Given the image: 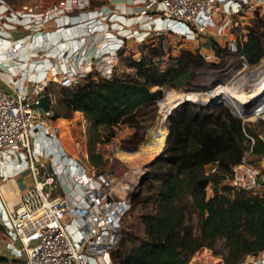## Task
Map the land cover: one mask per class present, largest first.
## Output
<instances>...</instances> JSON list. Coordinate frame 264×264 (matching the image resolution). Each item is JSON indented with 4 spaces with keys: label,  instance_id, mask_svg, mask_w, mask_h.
<instances>
[{
    "label": "built area",
    "instance_id": "2783aa9c",
    "mask_svg": "<svg viewBox=\"0 0 264 264\" xmlns=\"http://www.w3.org/2000/svg\"><path fill=\"white\" fill-rule=\"evenodd\" d=\"M257 1L118 0L116 13L89 0H59L42 11L14 10L0 0V72L7 75L0 86V182L23 170L32 179L12 209L0 195L4 251L21 264H114L111 251L130 207L128 184L115 187L107 173L72 155L51 109L31 107L44 96L50 108L49 84L70 87L89 74L108 78L128 42H147L159 32L191 40L208 28L220 33L228 24H214L216 11L236 14ZM245 154L230 165L225 182L254 191L264 187V168ZM207 260L223 264L204 246L188 261ZM237 264H264V248Z\"/></svg>",
    "mask_w": 264,
    "mask_h": 264
},
{
    "label": "trees",
    "instance_id": "16d2710c",
    "mask_svg": "<svg viewBox=\"0 0 264 264\" xmlns=\"http://www.w3.org/2000/svg\"><path fill=\"white\" fill-rule=\"evenodd\" d=\"M263 35L257 27H248L233 54L249 65L256 63L264 54ZM123 50L116 59L129 72L116 74L113 67L108 78L89 74L73 86H60L59 97L50 106L53 119H69L77 111L94 129L131 123L137 110L163 96V88L187 90L201 61L199 54L188 49L166 55L161 42L152 40L138 44L136 58L133 53L124 55ZM257 68H264V61ZM45 93L50 95L48 88ZM192 102L178 104L166 118L163 145L146 164L149 179L158 180L155 211L146 219V237L122 239L120 247L111 251L114 264H188L198 247L211 248L219 236L226 244L224 264H237L244 255L264 248V194L243 189L231 197L223 193L230 189L225 182L230 165L249 147L250 153L263 155L264 141L222 103ZM87 153L89 161L95 162L89 149ZM208 163L215 168L205 173ZM208 184L212 194L204 199ZM139 196L130 195V205ZM197 209L206 216L194 234L185 214Z\"/></svg>",
    "mask_w": 264,
    "mask_h": 264
},
{
    "label": "rangeland",
    "instance_id": "374dc122",
    "mask_svg": "<svg viewBox=\"0 0 264 264\" xmlns=\"http://www.w3.org/2000/svg\"><path fill=\"white\" fill-rule=\"evenodd\" d=\"M4 1L14 10L26 7L33 11H42L59 0ZM89 3L91 7L104 6L105 11L109 9L118 13V0H89ZM226 9L227 7H224V11H216L213 15L214 24L222 22L228 24L220 33H217L215 28H208L197 39L191 40L189 37L180 38L176 35L159 32L151 39L155 43L161 42L166 55L174 56L180 49H188L201 56V61L194 68L193 78L187 90L163 88V96L152 105L137 110L133 122H120L110 129L101 127L94 129L88 125L82 115L74 112L68 121L63 118L57 121L61 132H63L64 144L72 155L87 164L89 163L96 171H104L119 185L128 184L131 189L128 196L134 193L140 195L139 201L132 203L122 218L119 242L115 249L120 247L121 240L124 238V242H127L131 239L146 237V219L147 215L155 211L154 200L158 188V180L149 179L146 164L163 145L166 132L163 107L167 100L175 99V103L181 96H185L183 99L189 98L190 101H194L192 103L207 105L222 103L264 141V78L252 80L255 75H264V68H257L264 61V54L256 63L249 65L240 56L233 54L232 48V43L245 39L248 27L255 26L264 34L262 25L264 24V0L251 3L236 14H228ZM262 41L264 47V35ZM214 44L216 45L214 46ZM123 52L124 55L133 53V57H138V44L128 42ZM113 72L120 74L129 72V70L118 58ZM59 87L55 83L48 86L54 104L59 97ZM182 92L194 94L186 97ZM211 94L213 98L208 100L212 96ZM88 149L95 159L93 163L88 159ZM245 158L264 168V154L256 155L247 152ZM214 168L213 163H208L204 166V172L207 173ZM226 190L223 193L231 197L237 189L230 188L229 191L227 190L228 192ZM247 193L264 194V187L247 191ZM211 194L212 185L208 184L204 189V199ZM205 216L206 212L199 209L185 214V222L191 224L194 234L198 233L199 223ZM203 246L208 247L202 245L197 249ZM211 250L213 254L220 255L223 260V255L226 252L223 237L215 238ZM199 253L200 251H198ZM0 255H5V259L0 260V264H21L19 259L4 251L1 227ZM208 261L206 263L209 264ZM188 264H190L189 261Z\"/></svg>",
    "mask_w": 264,
    "mask_h": 264
},
{
    "label": "crops",
    "instance_id": "0c3cea01",
    "mask_svg": "<svg viewBox=\"0 0 264 264\" xmlns=\"http://www.w3.org/2000/svg\"><path fill=\"white\" fill-rule=\"evenodd\" d=\"M117 60V59H116ZM115 60V63H116ZM7 75L5 72H0V86L4 87V82L6 80ZM74 113H78L81 116L80 112L75 111ZM59 119L62 118H56V123ZM68 121L69 119H64ZM58 124V123H57ZM62 130H60L61 133V141L63 146L66 148V145L64 144V141L62 139ZM67 149V148H66ZM68 150V149H67ZM32 183L31 176L27 170L20 171L16 174H11L8 178L0 182V195L3 198L7 208L12 209L16 202L18 195L27 189Z\"/></svg>",
    "mask_w": 264,
    "mask_h": 264
},
{
    "label": "water",
    "instance_id": "95a60500",
    "mask_svg": "<svg viewBox=\"0 0 264 264\" xmlns=\"http://www.w3.org/2000/svg\"><path fill=\"white\" fill-rule=\"evenodd\" d=\"M183 94H191L192 92H182ZM164 94V93H163ZM162 94V95H163ZM213 98V96H211V97H209L208 98V100L209 99H212ZM185 101H188V100H182L181 99V101H179V102H177L176 104H175V106L167 113V115H166V117H165V120H166V118L172 113V111L174 110V108L178 105V104H180V103H182V102H185ZM31 107L32 108H39V109H41V110H43V111H48L50 108H49V106H48V104H47V102H46V99H45V97L44 96H40L39 98H38V100H37V103H34V104H32L31 105ZM166 133V132H165ZM164 136H165V134H164ZM141 180H142V177H141Z\"/></svg>",
    "mask_w": 264,
    "mask_h": 264
},
{
    "label": "bare ground",
    "instance_id": "6f19581e",
    "mask_svg": "<svg viewBox=\"0 0 264 264\" xmlns=\"http://www.w3.org/2000/svg\"><path fill=\"white\" fill-rule=\"evenodd\" d=\"M264 72V71H263ZM262 73V72H261ZM262 77L264 78V75L263 76H260L259 74L258 75H255L254 76V78L252 79L253 81H256V80H260V79H262ZM256 84H258V82H256ZM172 90V89H171ZM191 94H194V93H191ZM196 94V93H195ZM186 95V97H190V94H185ZM212 95V94H211ZM213 96V95H212ZM185 96H181L175 103H174V100L175 99H169V100H167V102L165 103V105H164V107H163V112H164V117H166V115H167V113L175 106V104L177 103V102H179V101H181V99L182 100H188V101H190L189 100V98H185V99H183ZM174 103V104H173ZM172 104H173V106H172ZM138 149H139V146H138ZM137 149V150H138ZM137 150H135V151H137ZM118 182L116 183V185H115V187L116 186H118ZM122 193V192H121Z\"/></svg>",
    "mask_w": 264,
    "mask_h": 264
}]
</instances>
